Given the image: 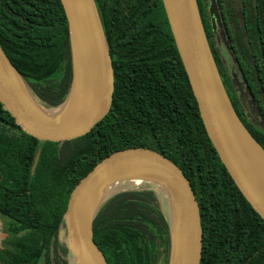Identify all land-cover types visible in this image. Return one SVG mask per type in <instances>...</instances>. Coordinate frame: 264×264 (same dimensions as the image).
<instances>
[{
    "label": "trees",
    "instance_id": "trees-1",
    "mask_svg": "<svg viewBox=\"0 0 264 264\" xmlns=\"http://www.w3.org/2000/svg\"><path fill=\"white\" fill-rule=\"evenodd\" d=\"M96 4L114 71L107 115L82 136L43 141L25 132L0 102V264H74L67 239L58 238L71 191L108 154L135 146L165 154L191 181L203 228L200 264H264V219L207 134L163 0ZM0 43L40 103L52 109L64 102L72 63L61 0H0ZM226 89L264 149L263 125L254 130ZM93 230L109 264L169 263V206L156 186L110 194Z\"/></svg>",
    "mask_w": 264,
    "mask_h": 264
},
{
    "label": "water",
    "instance_id": "water-1",
    "mask_svg": "<svg viewBox=\"0 0 264 264\" xmlns=\"http://www.w3.org/2000/svg\"><path fill=\"white\" fill-rule=\"evenodd\" d=\"M61 2L68 20L72 63L70 90L61 105L49 109L34 97L0 43V102L25 132L43 141L61 142L86 134L107 115L113 102V64L96 0ZM163 3L207 134L239 190L264 219V184L242 144L234 117L263 155L264 149L231 102L198 2ZM70 97L74 98L70 113L57 117L56 111ZM132 173L149 174L164 182V186L150 182L142 185L156 186L167 198L171 235L168 264H200L203 228L192 183L168 156L142 146L108 154L71 191L58 238L67 239L74 264H109L94 240L93 220L110 194L129 185L113 191L106 190L108 183Z\"/></svg>",
    "mask_w": 264,
    "mask_h": 264
},
{
    "label": "flooded vegetation",
    "instance_id": "flooded-vegetation-1",
    "mask_svg": "<svg viewBox=\"0 0 264 264\" xmlns=\"http://www.w3.org/2000/svg\"><path fill=\"white\" fill-rule=\"evenodd\" d=\"M197 2L224 82L235 99L237 92L229 83L235 78L242 84L248 105V111H243L254 130L262 125L264 129V0ZM227 62L232 69L230 80L224 76Z\"/></svg>",
    "mask_w": 264,
    "mask_h": 264
},
{
    "label": "bare ground",
    "instance_id": "bare-ground-1",
    "mask_svg": "<svg viewBox=\"0 0 264 264\" xmlns=\"http://www.w3.org/2000/svg\"><path fill=\"white\" fill-rule=\"evenodd\" d=\"M74 105V98L70 97L64 105L59 108L56 112L57 117H66ZM236 124L238 126L239 133L242 138V144L244 145V148L246 149V152L248 156L250 157V160L252 161L256 171L258 172L263 184H264V155L261 152V149L257 144L251 141L249 138L248 132L244 129V127L236 120L234 117ZM123 182V183H122ZM150 182V183H156L160 186H164V182L161 178L149 175V174H140V173H132L128 174L125 177H123L121 180L113 181L108 183L106 186V190H112L117 187H123L127 184L128 186H138L142 185V183ZM125 183V184H124ZM114 189L113 191H115ZM102 196V193L97 197L98 199Z\"/></svg>",
    "mask_w": 264,
    "mask_h": 264
},
{
    "label": "rangeland",
    "instance_id": "rangeland-1",
    "mask_svg": "<svg viewBox=\"0 0 264 264\" xmlns=\"http://www.w3.org/2000/svg\"><path fill=\"white\" fill-rule=\"evenodd\" d=\"M223 69H224V71H226L227 73L224 75L225 76V78L228 80H230L231 79V68H230V66H229V63L227 62V66L225 67V66H223ZM224 78L222 77V80H223ZM223 82H224V80H223ZM224 85H225V87L226 88H228L227 87V85H226V82H224ZM229 86L232 88V91L233 92H237V97H236V103H237V105H238V108L239 109H241V110H247L248 111V105H247V99H246V96H245V94L243 93V86H242V84H240L238 81H237V79H233L232 78V80H231V83H229ZM241 92V93H240ZM230 94H232L231 93V90H230V92H229ZM2 222H4V218L2 217V215H0V225H2ZM50 255H51V260L52 261H54L55 260V257H56V253H55V249L53 248L52 250H51V253H50ZM40 264H46L45 263V261H44V259H42L41 260V263ZM157 264H163V263H161V260H158L157 261Z\"/></svg>",
    "mask_w": 264,
    "mask_h": 264
}]
</instances>
